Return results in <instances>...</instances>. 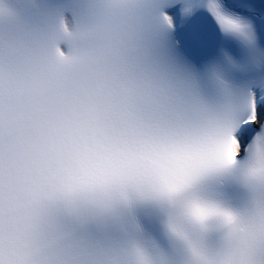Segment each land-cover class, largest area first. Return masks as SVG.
Wrapping results in <instances>:
<instances>
[{
  "label": "snow or ice",
  "instance_id": "obj_1",
  "mask_svg": "<svg viewBox=\"0 0 264 264\" xmlns=\"http://www.w3.org/2000/svg\"><path fill=\"white\" fill-rule=\"evenodd\" d=\"M0 264H264V0H0Z\"/></svg>",
  "mask_w": 264,
  "mask_h": 264
}]
</instances>
